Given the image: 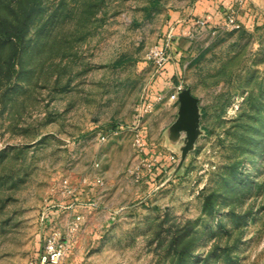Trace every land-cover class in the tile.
Here are the masks:
<instances>
[{
	"label": "rangeland",
	"instance_id": "1",
	"mask_svg": "<svg viewBox=\"0 0 264 264\" xmlns=\"http://www.w3.org/2000/svg\"><path fill=\"white\" fill-rule=\"evenodd\" d=\"M179 2L38 0L32 45L0 51V264L55 232L63 264H264V0L162 87L149 57ZM179 87L203 134L177 171Z\"/></svg>",
	"mask_w": 264,
	"mask_h": 264
},
{
	"label": "crops",
	"instance_id": "2",
	"mask_svg": "<svg viewBox=\"0 0 264 264\" xmlns=\"http://www.w3.org/2000/svg\"><path fill=\"white\" fill-rule=\"evenodd\" d=\"M243 1L180 0L179 5L168 12L162 27L160 44L161 47L165 49L168 47L170 50L166 51L169 53L166 71L159 79L162 87H166L168 82L180 72L181 56L190 47L195 46L202 34H215L220 27L225 26L227 15L236 12ZM250 1L246 0L245 4Z\"/></svg>",
	"mask_w": 264,
	"mask_h": 264
},
{
	"label": "trees",
	"instance_id": "3",
	"mask_svg": "<svg viewBox=\"0 0 264 264\" xmlns=\"http://www.w3.org/2000/svg\"><path fill=\"white\" fill-rule=\"evenodd\" d=\"M37 1L0 0V51H13L16 58L32 45L33 38L28 34L40 7ZM3 62L7 63V60Z\"/></svg>",
	"mask_w": 264,
	"mask_h": 264
},
{
	"label": "water",
	"instance_id": "4",
	"mask_svg": "<svg viewBox=\"0 0 264 264\" xmlns=\"http://www.w3.org/2000/svg\"><path fill=\"white\" fill-rule=\"evenodd\" d=\"M178 102L177 119L168 129L170 143L178 145L183 139L177 171L185 165L188 156L195 150L196 144L203 134L199 99L192 93L190 87L182 88L178 95Z\"/></svg>",
	"mask_w": 264,
	"mask_h": 264
},
{
	"label": "built area",
	"instance_id": "5",
	"mask_svg": "<svg viewBox=\"0 0 264 264\" xmlns=\"http://www.w3.org/2000/svg\"><path fill=\"white\" fill-rule=\"evenodd\" d=\"M226 26L232 30L240 29L241 24L239 23L235 12H232L226 17ZM150 59H152L159 70V74L163 75L166 71V65L169 61L166 49L160 45H156L150 54ZM182 90V87H179L178 90L171 96L173 100H178L179 92ZM105 137H103L104 139ZM174 159V158H173ZM82 228V217L78 215L70 225V231L72 235L78 233ZM63 240L60 232H55L46 239L45 251L44 254L40 257L39 261L29 262L27 264H63L65 259Z\"/></svg>",
	"mask_w": 264,
	"mask_h": 264
}]
</instances>
